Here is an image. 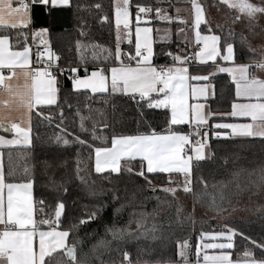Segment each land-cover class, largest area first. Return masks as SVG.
Here are the masks:
<instances>
[{
  "label": "snow or ice",
  "instance_id": "obj_1",
  "mask_svg": "<svg viewBox=\"0 0 264 264\" xmlns=\"http://www.w3.org/2000/svg\"><path fill=\"white\" fill-rule=\"evenodd\" d=\"M165 0H156V6L141 3V0H112L114 10L115 26V47L103 49L106 53L104 63L111 58L113 63L119 66L111 68L93 67L88 65L90 61L81 54L75 66L61 67L58 61L61 59L51 49L50 42L43 40L44 48L41 51L37 47L36 66H33L31 48L27 44L30 27L27 0H0V132L9 134L11 138L0 135V149L2 148H23L31 149L32 119L35 115L51 122L52 117L43 116V107L58 104V93L62 90L59 87V76L67 75L70 81V92L77 96H84L87 99H94L96 94L121 95L126 97L137 109L141 120L145 123L149 131L135 135H115L110 139L101 138L97 134V123L92 120L91 115L85 116L79 108L75 115L79 118V132L85 136H90L91 143L80 135H73L67 129L61 127L64 122L63 110L60 112V134L56 135L55 143L58 146L70 148L79 146L88 148L94 154V171L96 174L126 173L129 176L143 178L147 184L151 180L147 174L167 173L169 176L176 174L182 180H169V187L160 189L166 195L176 198L178 192L185 195L193 194L196 203H205L206 194H196L193 192V176L197 169H201L204 164L210 162L214 154L211 152L210 136L219 140L222 137L220 131H213L211 134L204 131V126L209 124L211 112H205V105L200 101L207 100L209 94L215 95V87L209 81L217 73H227L231 77V82L235 86V97L238 101L231 104V111L227 115L233 118H246L252 123H216L211 125L215 130H227L225 138L246 137L264 139V79H260L252 74L251 68L255 67L264 71V61L252 64L237 63V36L234 27H229L226 34L224 26L217 24L215 28L207 19L205 6L200 0H187L191 5L192 19L179 16L180 9H176L175 17L168 14V10L160 7ZM31 3L48 5L49 0H31ZM51 7H70V0H50ZM220 5L226 6L234 11L230 19L231 25H236L242 19L249 22L250 30L254 29L255 21L258 17L264 16V0L259 3L253 0H218ZM18 5V6H14ZM135 9V37L132 39L133 12ZM215 6V5H214ZM97 11L103 12V4L93 5ZM155 13V19L173 23L185 27L178 28V34L184 33L189 25L195 32V44L199 48L193 56V65H188V59L175 55L172 52L161 53L165 57H170L173 66L153 65L154 49L153 41L150 37L153 29L149 27L141 28L140 22L143 18ZM113 17L104 14L100 18L102 24H112ZM150 22L144 19V23ZM208 34L202 35L204 29ZM9 29L14 30L13 35ZM47 29L39 32H32L33 38H41L47 33ZM81 35H85L81 30ZM127 39L129 45L134 44L128 53H124L121 44ZM246 37L239 34L241 49L245 47ZM18 46V47H17ZM85 47L79 41L76 43L77 51ZM93 49L101 48L100 45H93ZM247 50L253 52L254 49L248 46ZM227 62L228 66H219V61ZM99 59L93 51L92 61ZM135 61L136 66H125L124 60ZM212 62V64H209ZM200 66L214 68V71L202 74ZM83 71V75H81ZM110 73V80L109 74ZM23 81V84L18 83ZM189 81L196 82L189 84ZM91 94V95H89ZM190 101H193L190 103ZM107 103V101H105ZM71 109L72 105L68 104ZM89 113L91 112L90 106ZM166 109L170 110V116L165 121V127L160 132L144 119L146 110ZM13 113H16L14 116ZM168 115V113H166ZM91 121L92 128L87 127V122ZM258 121V123H257ZM188 125L191 132H183L177 127ZM140 121L137 122L139 128ZM109 127L107 123L104 128ZM71 137V138H69ZM198 137V138H197ZM100 140L101 146H94V142ZM195 140V145L187 147ZM80 153H77L76 175L81 183H85V177L81 175L87 169L82 167L79 160ZM93 157L90 156L89 159ZM11 160V155L9 154ZM134 161H139V170L132 166ZM227 163V161H225ZM122 164L128 165L122 167ZM35 183L34 166L23 167V175L17 176V169L10 167L5 172L3 163V152H0V264H87L86 261L78 259L76 244L67 243L70 234L78 231L80 227L96 220L105 210L107 205L101 204L96 209L73 222L66 230H55L62 224L61 217L65 214L66 205L63 201L54 204V217L51 219H34V203L32 190ZM199 183L207 189V183L200 177ZM66 193L67 189H54ZM152 192L157 189L151 188ZM6 193V198H5ZM92 195H95L93 192ZM118 199V197H113ZM158 199V198H157ZM225 197L221 194L219 201L216 197H211L207 207L210 211L219 213L223 211ZM40 213H44L45 201L37 202ZM119 209L114 214L119 213ZM182 208L177 209L180 215ZM195 208H193V213ZM47 215V213H45ZM264 218V212L261 214ZM141 217L137 221V227L142 228ZM189 222L192 217H187ZM243 223V221H241ZM47 225L50 230H41ZM153 231L155 226H153ZM114 241H121L125 238V229L107 228ZM241 237L247 242L242 256L233 259L231 250L235 247V238ZM38 240V244L36 243ZM200 243L196 245V264H264V237L259 241L252 239L242 230L224 225L220 231L211 233L201 232L198 237ZM82 243V242H79ZM106 241H99L93 246V252L102 247H106ZM191 245L188 241L178 245L179 264H188V256ZM212 250V254H208ZM59 254V259L53 254ZM201 253L203 255L201 256ZM46 258H48L46 260ZM64 258H67L66 260ZM120 264H132V259L128 252L122 254Z\"/></svg>",
  "mask_w": 264,
  "mask_h": 264
},
{
  "label": "trees",
  "instance_id": "obj_2",
  "mask_svg": "<svg viewBox=\"0 0 264 264\" xmlns=\"http://www.w3.org/2000/svg\"><path fill=\"white\" fill-rule=\"evenodd\" d=\"M205 6L209 22L215 28L219 23L224 26L226 34L227 21H214L211 18V6L215 0H200ZM218 2V1H217ZM103 4V12L97 11L93 5ZM141 3L156 6V0H141ZM70 7L59 6L53 8L36 5L33 12V28H45L48 30L47 40L51 49L61 57V66H75L79 56L83 54L89 61V69L95 67H107L118 65L113 63L111 58L108 62L103 61L106 53L103 49L115 47V26L114 10L112 0H70ZM172 4L173 6L181 2H164L159 6ZM221 7H226L221 5ZM227 8V7H226ZM228 9V8H227ZM134 10V6L132 8ZM108 14L113 17L112 24H102L100 18ZM226 23V24H225ZM230 23V22H229ZM230 27H235L231 25ZM204 30H207L202 27ZM234 29V30H235ZM81 30L85 35H81ZM239 30V29H238ZM12 34L14 30L9 29ZM27 44L32 37L28 28ZM237 36L238 62L251 63L258 56L247 50L249 44L245 41V47L241 49L239 32L235 30ZM79 41L85 47L77 51L76 43ZM93 45H100L101 48L93 49ZM179 40L168 42H157L154 45V63L171 64L172 59L165 57L161 53L172 52L173 54L188 48ZM18 47V46H17ZM124 53H128L134 45L129 43L121 45ZM188 51V49H185ZM93 51L99 59L95 65L91 63ZM189 52V51H188ZM127 59L124 63H128ZM134 63L135 61H131ZM193 65V64H192ZM200 73L207 74L214 71V68L200 66ZM83 75V71L80 73ZM62 89L58 93V104L44 106L43 116L52 117L51 122L35 115L32 119L33 146L31 149L6 148L3 151L4 167L7 173L10 167L17 169V176L23 175L25 165L30 168L34 166L35 183L33 186L36 219H51L54 217V204L59 200L66 205L65 214L62 215L60 228L66 230L71 224L96 209L98 205H107L103 213L94 221L72 232L68 239V244H76L78 259L86 261L87 264H120L122 254L128 252L132 259V264H179L178 245L188 241L191 245L189 252L190 264H194L196 259V245L201 232L220 231L224 225L238 228L252 239L260 240L264 237V139L261 138H221L219 140L210 136L211 152L213 159L204 164L201 169H197L193 176V192L196 194H206L205 203H196L193 194L185 195L178 192L175 199L171 195H166L160 191L169 185V180H182V177L167 173L147 174L151 184H147L143 178L126 173L96 174L94 171V154L88 148L73 146L65 148L55 143L56 135L60 134L57 127L60 124V112L63 110L64 122L61 127L67 129L73 135H80L81 138L89 140L90 136H85L79 132V118L75 115L79 108L85 116L89 114L92 120L97 123V134L101 138L110 139L115 135H135L149 131L145 123L141 120L136 107L119 94H96L94 99H87L84 96L72 94L70 81L67 75L61 76ZM216 85V96L211 100L212 117L209 124L204 127L211 134L216 131L211 125L220 121L229 122L232 117L227 114L231 111V104L236 100L235 86L231 82V77L225 73H217L211 80ZM91 95V94H89ZM107 101V103H105ZM68 104L72 105L70 109ZM91 112L89 113L88 107ZM168 113V115H166ZM170 116V110L153 109L146 110L144 119L147 120L157 132L165 127V121ZM140 121L139 128L137 122ZM107 123L109 127L104 128ZM87 127L92 128L91 121L87 122ZM183 132H191L188 125L173 126ZM71 138V137H69ZM198 138V137H197ZM195 143V140L192 141ZM94 146H101V141L94 142ZM191 147V146H190ZM80 153L79 160L82 167L87 170L81 175L85 177V183H81L77 177L75 169L77 164V153ZM11 155V160L9 159ZM92 156V159L89 157ZM227 161V163L225 162ZM128 165L122 164V167ZM132 166L139 170V161H134ZM203 177L207 183L205 189L200 183ZM157 189L152 192L150 189ZM54 189H67L66 193ZM95 195H92V193ZM223 194L226 198L223 203V211L219 213L210 211L207 203L211 197H216L217 201ZM118 197V199H113ZM158 198V199H157ZM45 201L44 213L38 212L37 202ZM182 208L180 215L177 209ZM193 208L195 211L193 213ZM119 209L118 214H114ZM47 213V215H45ZM235 215V216H234ZM143 227H137V221L141 217ZM191 216L189 222L187 217ZM243 221V223H241ZM153 226L155 230L153 231ZM43 227H48L44 225ZM107 228L125 229V238L119 242L114 241ZM99 241H106L107 246L93 252V246ZM82 242V243H79ZM235 247L232 250L233 259L243 253L247 242L241 237L235 238ZM59 259V254L54 253ZM48 258H46L47 260ZM65 260L67 258H64Z\"/></svg>",
  "mask_w": 264,
  "mask_h": 264
},
{
  "label": "crops",
  "instance_id": "obj_3",
  "mask_svg": "<svg viewBox=\"0 0 264 264\" xmlns=\"http://www.w3.org/2000/svg\"><path fill=\"white\" fill-rule=\"evenodd\" d=\"M166 2H169L170 0H165ZM174 2H181V4L179 5H176V6H173L172 4H166L165 6H162V8H165L168 10V14L175 17L177 15L176 13V9H180V12H179V16L180 17H183V18H186V19H192V13H191V5L189 3H187V0H173ZM36 5H40L41 7H44L43 9L45 10L48 6H51V3H50V0H49V4L48 5H42V4H35V3H31V0L29 2V11H28V16H29V20L31 21V24H30V27L29 29L31 30V33L32 32H39L41 29H45V28H33V23H34V18H33V12H34V8L36 7ZM14 6H18V5H14ZM131 11L133 12V17H132V26L130 25L131 29H132V39L134 41V37H135V9ZM144 19H148L150 22L148 23H144ZM208 19V17H207ZM141 24H144L150 28L153 29L152 31V36H151V39L153 41V49H154V45L155 43L157 42H168V41H172L174 39L176 40H179V41H182L184 42L188 47V48H185V49H188V51H186L185 49L175 53V55H179L181 56L182 58H187L190 57L191 55H194V44H195V32L193 31L192 27L189 25L188 27L185 28V32L184 33H181V34H178V28H181V27H185L184 25H179L178 23L176 22H173L171 24L169 23H166V22H162V21H159L157 19H155V13H152L149 17H145L142 19V21L140 22ZM203 27V25L201 26ZM208 34L207 30H204L202 31V35H206ZM33 38V36H32ZM48 38V31L47 33L44 35L43 38L37 36L35 38H33L35 41H38L39 39H42V42L40 43V46H42V48H44V44H43V40H47ZM128 42H122L121 45L123 44H126ZM134 45V44H133ZM31 52H32V62H33V66L36 64V52H37V48H35L34 50L31 49ZM218 61H219V66H228L227 62L223 61V60H220L219 57H218ZM237 63L239 64H252V63H245V62H238L236 61ZM59 63V61H58ZM125 66H132V67H135L136 64L134 62V64H126L124 63ZM209 64H212V62H209ZM153 65L155 66V63L153 61ZM191 64H188V65H185V66H189ZM116 66H119V65H114V66H111V67H116ZM170 66H173V62H171ZM110 67V68H111ZM99 68H102V67H99ZM91 70V69H90ZM250 71L252 72V74L260 79H264V71H261L255 67L251 68ZM227 74V73H225ZM109 75V80H110V73L108 74ZM62 82V78L61 76H59V87L61 86V83ZM18 83L20 84H23V81H19ZM196 82L194 81H189V84H195ZM209 83L211 85H213L215 87V95L212 96L211 93L209 94V98L205 101V100H201L200 102L203 103L205 105V112H211L212 114V108H211V100H213L216 96V85L209 81ZM0 99H4V97H0ZM193 102V101H190V103ZM234 102H244V101H238L237 99L234 101ZM13 115L15 116L16 113H13ZM212 117V115H211ZM211 118L209 119V122H210ZM217 123H252L251 120L249 119H246V118H233L232 117V120L229 121V122H226V121H220V122H217ZM258 123V121H257ZM216 124V123H215ZM207 125H205L204 127H206ZM204 131H208L207 129H205ZM216 131H220L221 134H222V137L221 138H225V136L231 132L230 129H227V130H216ZM209 132V131H208ZM0 135H5L6 138H11V136L9 134H5L3 132H0ZM32 135V133H31ZM231 138H234V139H245L246 137H231ZM255 138H258V137H255ZM195 143L192 142V144L190 146H194ZM7 147L5 148H2L0 149V152H3L4 149H6ZM4 154V153H3ZM3 163H4V158H3ZM32 195H33V203H34V219H36V212H35V201H34V193H33V190H32ZM5 198H6V193H5ZM235 216V215H234ZM41 230H50L48 227H42ZM55 230H63L61 229L60 227L56 228ZM209 233V232H208ZM38 244V240L36 242ZM68 243V241H67ZM232 251V250H231ZM240 256H242V253L240 254ZM197 259V257H196ZM196 259H195V262L194 264H196ZM236 259V258H235Z\"/></svg>",
  "mask_w": 264,
  "mask_h": 264
},
{
  "label": "rangeland",
  "instance_id": "obj_4",
  "mask_svg": "<svg viewBox=\"0 0 264 264\" xmlns=\"http://www.w3.org/2000/svg\"><path fill=\"white\" fill-rule=\"evenodd\" d=\"M215 1H216V3L214 4L215 6L212 5L210 8L211 18L214 21H219L221 19L224 20V22L227 21L226 29H228L231 26V24L229 23L230 19L234 15H236V13L230 9H227L226 7H221V5L217 2L218 0H215ZM253 2L259 3V0H253ZM206 15H207V12H206ZM255 25L256 26L254 27V29L250 30L249 22L246 19H242L239 23L235 25L237 29L234 28L236 31H238L240 34H243L247 38L246 42L250 45L252 49H254V53L258 56V58L254 59L253 62L251 63H254V62L258 63V62L264 61V16L258 17L257 21H255ZM136 26L137 25L135 23V27ZM139 26L141 28L148 27L141 23ZM151 36H152V33L150 34V37ZM122 42H128V40L125 39ZM198 243H200V241H198ZM208 254H212V250H208ZM202 255L203 253H201V256ZM189 257L190 256H188V264L191 263V260L189 259Z\"/></svg>",
  "mask_w": 264,
  "mask_h": 264
},
{
  "label": "built area",
  "instance_id": "obj_5",
  "mask_svg": "<svg viewBox=\"0 0 264 264\" xmlns=\"http://www.w3.org/2000/svg\"><path fill=\"white\" fill-rule=\"evenodd\" d=\"M27 2L29 3L30 2V0H27ZM42 42V39H39L38 41H35L32 37H31V39H30V41H29V44H28V46L32 49V50H34L35 48H37V47H39L40 48V50L42 51L43 50V48H42V46H40V43ZM193 50H194V53L196 52V51H199V48L197 47V45L196 44H194V48H193ZM193 56L194 55H191L190 57H188V62H189V64H194V61H193ZM127 64H134V63H132V62H128ZM165 65H167V66H170V64H168V63H156L155 64V66L156 67H160V66H165ZM36 66V64L34 65V67ZM67 66H69V65H67ZM67 66H61V67H67ZM71 66H74V65H71ZM187 147H190V145L189 146H186V148ZM38 221H39V219H38Z\"/></svg>",
  "mask_w": 264,
  "mask_h": 264
}]
</instances>
